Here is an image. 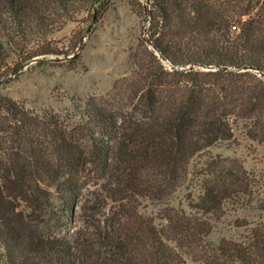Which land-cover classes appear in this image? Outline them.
<instances>
[{
  "label": "trees",
  "instance_id": "1",
  "mask_svg": "<svg viewBox=\"0 0 264 264\" xmlns=\"http://www.w3.org/2000/svg\"><path fill=\"white\" fill-rule=\"evenodd\" d=\"M87 2L0 0V78L63 54L51 35ZM148 3L149 36L112 100L74 103L80 133L53 111L0 96V243L10 264H264V224L241 240L209 238L210 216L254 197L256 177L238 159L209 163L195 215L167 203L192 159L234 139L240 122L264 143V0ZM85 179L94 188L86 199ZM43 187L56 188L68 225L80 202L105 216L96 238L41 234L23 204ZM140 199L166 203V223L141 214ZM260 202L264 209V196Z\"/></svg>",
  "mask_w": 264,
  "mask_h": 264
},
{
  "label": "rangeland",
  "instance_id": "2",
  "mask_svg": "<svg viewBox=\"0 0 264 264\" xmlns=\"http://www.w3.org/2000/svg\"><path fill=\"white\" fill-rule=\"evenodd\" d=\"M100 6H104V11ZM150 17L148 0H89L51 35V44L64 53L36 58L9 77L0 78V96L23 102L35 111H53L73 133H80L74 103L88 97L112 100L116 82L135 68V53L141 41L149 36ZM234 134V139L218 142L195 156L187 182L167 201L195 215L193 206L204 196L209 163L219 158H235L243 163L256 177L254 197L242 203L226 204L209 217L214 224L209 237L213 242L224 238L241 240L254 226L264 224L263 203L260 202L264 194L258 187L264 177V143L251 139L242 122L234 126ZM85 182L84 199L94 190L89 179ZM34 198L23 204V210L45 237H61L71 230L91 240L96 238L98 225L105 219L103 215H92L85 207L87 204L80 202L74 204V219L68 225L66 206L55 187L49 190L43 187ZM138 205L141 214L153 217L159 227L166 223L161 215L166 203L140 199ZM185 257L192 262L190 256ZM0 264H10L1 243Z\"/></svg>",
  "mask_w": 264,
  "mask_h": 264
},
{
  "label": "water",
  "instance_id": "3",
  "mask_svg": "<svg viewBox=\"0 0 264 264\" xmlns=\"http://www.w3.org/2000/svg\"><path fill=\"white\" fill-rule=\"evenodd\" d=\"M148 42H149V44H150V45H152V46H153V44H152V42H151L150 40H149Z\"/></svg>",
  "mask_w": 264,
  "mask_h": 264
}]
</instances>
